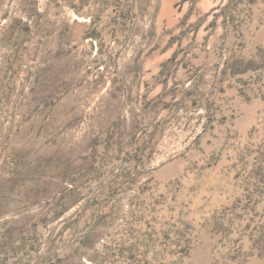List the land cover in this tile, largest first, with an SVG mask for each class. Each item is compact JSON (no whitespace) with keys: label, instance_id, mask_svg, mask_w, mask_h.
<instances>
[{"label":"rangeland","instance_id":"374dc122","mask_svg":"<svg viewBox=\"0 0 264 264\" xmlns=\"http://www.w3.org/2000/svg\"><path fill=\"white\" fill-rule=\"evenodd\" d=\"M0 264H264V0H0Z\"/></svg>","mask_w":264,"mask_h":264}]
</instances>
